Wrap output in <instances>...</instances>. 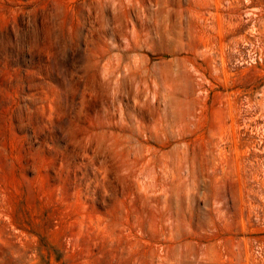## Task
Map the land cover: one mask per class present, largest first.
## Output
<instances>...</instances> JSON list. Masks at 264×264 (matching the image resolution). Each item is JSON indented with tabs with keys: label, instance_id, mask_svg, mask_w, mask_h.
Masks as SVG:
<instances>
[{
	"label": "rangeland",
	"instance_id": "374dc122",
	"mask_svg": "<svg viewBox=\"0 0 264 264\" xmlns=\"http://www.w3.org/2000/svg\"><path fill=\"white\" fill-rule=\"evenodd\" d=\"M0 264H264V0H0Z\"/></svg>",
	"mask_w": 264,
	"mask_h": 264
}]
</instances>
